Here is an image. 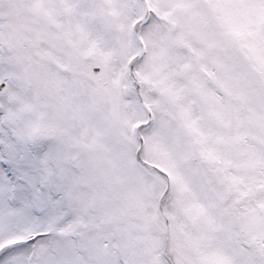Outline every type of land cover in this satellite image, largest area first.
<instances>
[{"label":"snow or ice","instance_id":"obj_1","mask_svg":"<svg viewBox=\"0 0 264 264\" xmlns=\"http://www.w3.org/2000/svg\"><path fill=\"white\" fill-rule=\"evenodd\" d=\"M0 264H264V0H0Z\"/></svg>","mask_w":264,"mask_h":264}]
</instances>
